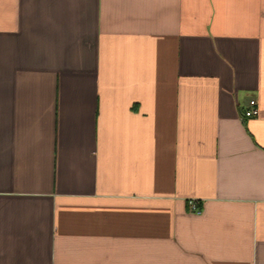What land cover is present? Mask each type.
<instances>
[{
    "label": "crops",
    "instance_id": "0c3cea01",
    "mask_svg": "<svg viewBox=\"0 0 264 264\" xmlns=\"http://www.w3.org/2000/svg\"><path fill=\"white\" fill-rule=\"evenodd\" d=\"M0 264H264V0H0Z\"/></svg>",
    "mask_w": 264,
    "mask_h": 264
},
{
    "label": "built area",
    "instance_id": "2783aa9c",
    "mask_svg": "<svg viewBox=\"0 0 264 264\" xmlns=\"http://www.w3.org/2000/svg\"><path fill=\"white\" fill-rule=\"evenodd\" d=\"M242 113L245 117H252V116L258 115L259 109L257 107L256 101L254 99L250 100V107L244 110ZM190 204L193 210H196L197 212H199V210L196 207L195 200H191Z\"/></svg>",
    "mask_w": 264,
    "mask_h": 264
}]
</instances>
